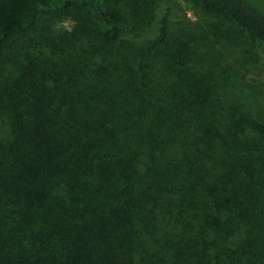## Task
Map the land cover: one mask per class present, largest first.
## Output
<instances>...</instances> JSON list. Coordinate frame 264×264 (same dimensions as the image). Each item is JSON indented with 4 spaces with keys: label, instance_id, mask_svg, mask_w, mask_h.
<instances>
[{
    "label": "trees",
    "instance_id": "obj_1",
    "mask_svg": "<svg viewBox=\"0 0 264 264\" xmlns=\"http://www.w3.org/2000/svg\"><path fill=\"white\" fill-rule=\"evenodd\" d=\"M159 1L0 0V264H264V9Z\"/></svg>",
    "mask_w": 264,
    "mask_h": 264
},
{
    "label": "rangeland",
    "instance_id": "obj_2",
    "mask_svg": "<svg viewBox=\"0 0 264 264\" xmlns=\"http://www.w3.org/2000/svg\"><path fill=\"white\" fill-rule=\"evenodd\" d=\"M246 2L253 7L264 9V0H246ZM158 11L160 14L166 16L169 19L173 29H176L178 26L183 24H189L190 26L200 24L199 14L184 0H160L158 3ZM223 45L228 47L230 46V43L223 42ZM238 46L239 49H243L247 46L250 47L247 42H243ZM250 55L254 57H256V55L264 57V53H260L254 49L251 51ZM251 68V72L258 71L256 66L255 69L254 67Z\"/></svg>",
    "mask_w": 264,
    "mask_h": 264
}]
</instances>
